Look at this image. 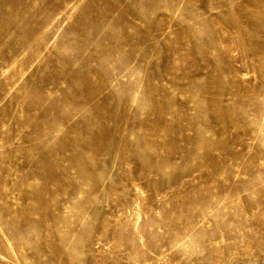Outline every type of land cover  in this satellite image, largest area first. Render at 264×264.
Listing matches in <instances>:
<instances>
[{
	"label": "rangeland",
	"instance_id": "374dc122",
	"mask_svg": "<svg viewBox=\"0 0 264 264\" xmlns=\"http://www.w3.org/2000/svg\"><path fill=\"white\" fill-rule=\"evenodd\" d=\"M0 264H264V0H0Z\"/></svg>",
	"mask_w": 264,
	"mask_h": 264
}]
</instances>
